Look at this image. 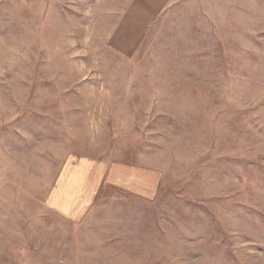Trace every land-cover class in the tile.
<instances>
[{
    "label": "rangeland",
    "instance_id": "374dc122",
    "mask_svg": "<svg viewBox=\"0 0 264 264\" xmlns=\"http://www.w3.org/2000/svg\"><path fill=\"white\" fill-rule=\"evenodd\" d=\"M0 264H264V0H0Z\"/></svg>",
    "mask_w": 264,
    "mask_h": 264
},
{
    "label": "crops",
    "instance_id": "0c3cea01",
    "mask_svg": "<svg viewBox=\"0 0 264 264\" xmlns=\"http://www.w3.org/2000/svg\"><path fill=\"white\" fill-rule=\"evenodd\" d=\"M78 182H80V180H75L71 177V175L68 176L65 174V183L64 185H62L61 190L56 194L53 193L51 197V199L54 198L52 199L53 206L60 209L68 216L72 215V213L74 212L73 209H76L80 204H84L85 202L83 199H81L82 197H79L84 196L81 193L82 183L76 186L73 185L77 184ZM88 194L90 193L88 192Z\"/></svg>",
    "mask_w": 264,
    "mask_h": 264
}]
</instances>
